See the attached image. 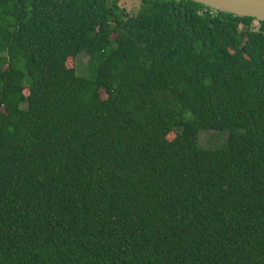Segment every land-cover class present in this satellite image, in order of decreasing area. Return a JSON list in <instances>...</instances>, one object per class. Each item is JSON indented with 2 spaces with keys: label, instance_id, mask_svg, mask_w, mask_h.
Returning <instances> with one entry per match:
<instances>
[{
  "label": "trees",
  "instance_id": "16d2710c",
  "mask_svg": "<svg viewBox=\"0 0 264 264\" xmlns=\"http://www.w3.org/2000/svg\"><path fill=\"white\" fill-rule=\"evenodd\" d=\"M118 2L0 0V264H264V21Z\"/></svg>",
  "mask_w": 264,
  "mask_h": 264
},
{
  "label": "rangeland",
  "instance_id": "374dc122",
  "mask_svg": "<svg viewBox=\"0 0 264 264\" xmlns=\"http://www.w3.org/2000/svg\"><path fill=\"white\" fill-rule=\"evenodd\" d=\"M119 5L130 14L135 13L138 10L140 0H119ZM254 26H257V22L254 21ZM87 61L88 56L85 53H80L75 59V69L80 75L87 72ZM229 130H201L199 132V144L208 149H215L220 147L226 137L228 136Z\"/></svg>",
  "mask_w": 264,
  "mask_h": 264
},
{
  "label": "water",
  "instance_id": "95a60500",
  "mask_svg": "<svg viewBox=\"0 0 264 264\" xmlns=\"http://www.w3.org/2000/svg\"><path fill=\"white\" fill-rule=\"evenodd\" d=\"M215 11L264 21V0H191Z\"/></svg>",
  "mask_w": 264,
  "mask_h": 264
}]
</instances>
